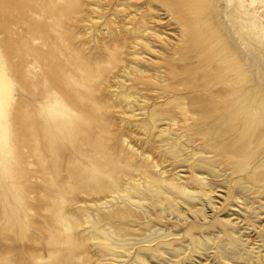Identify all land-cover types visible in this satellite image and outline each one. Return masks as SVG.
Instances as JSON below:
<instances>
[{
	"label": "bare ground",
	"instance_id": "1",
	"mask_svg": "<svg viewBox=\"0 0 264 264\" xmlns=\"http://www.w3.org/2000/svg\"><path fill=\"white\" fill-rule=\"evenodd\" d=\"M109 1L89 0L88 3L87 0H48L49 9L41 8L38 28L48 25L47 22L41 24V20L47 18L51 21L47 26L48 33L38 34L39 42L38 45L35 44L37 48L34 49L36 46L28 44L37 55V59L33 60L32 64L36 72L40 74L47 72L49 75L48 78L37 82L36 97L39 107L44 108L49 104L52 108H56L62 99L54 93L60 92L66 96L65 104L68 103L73 109L79 108L71 72L64 65L68 54L64 46L70 45L74 40L69 39L64 28L67 26L66 21H72L78 15H82L86 6L88 8L91 6L90 16L86 21L91 26L100 23L109 11L107 6L101 3L106 4ZM27 3L28 0H16L18 9H26ZM29 5L35 6L30 3ZM38 6L40 8L42 5ZM114 6L116 14L113 13L112 20L122 18L126 26L124 32L141 36L142 39L135 41L136 46L143 45L151 53L158 52L154 42L170 44L174 42L171 37L162 35L157 26L167 17L175 15L181 26L175 33L178 36L176 44L185 49L175 56L181 58L182 54H186L181 62L191 63V68L187 67L185 73L195 74L196 77L211 76L214 81L212 85H220L217 89L209 86L205 89L213 96L219 97L220 101L188 102L179 97L181 86L168 89L169 79L166 72L159 73L161 76L154 74L152 78L146 79L148 70L142 71L137 63L135 67L137 74L142 75L149 84L160 86L152 89V99L165 102L151 115L152 123L156 128L165 126L161 130L162 145L168 146L175 142V137L169 133L171 131L178 135V132L186 134L185 130H189L195 133L201 132L204 138L210 137L214 128L210 126L204 128L203 120L227 123V128L218 129V133L225 136L234 134L241 125L245 140L243 155L248 159L245 181L257 183L262 190L259 192H262L264 198V0H115ZM104 30L109 31L107 25ZM144 39H150L153 44ZM126 41L115 38L113 45L107 46L105 52L99 55L95 65H91L84 57H79L77 62H81L82 66L74 76H78L80 80L106 79L107 75L119 69V65L123 62L122 54ZM187 42L188 47H185L184 44ZM2 43L9 50L8 64L25 77L23 64L21 62L16 64L13 61L22 60L24 57L22 49L11 47L9 39L4 38ZM132 70L124 71L128 77L131 76L126 77L127 82L131 81L132 77H138ZM167 73L173 76L172 70ZM122 82V85H119L120 90L125 89V82ZM21 84L25 88V83L21 82ZM14 90L15 84L9 77L5 61L0 55V165L10 159L11 122L15 121L22 125L19 141H28L29 132L34 131V152L38 161L35 164L37 163L39 168L37 169L40 187L38 193L42 195L39 196L36 206L39 211L46 212L44 230L36 228L35 224L33 234L38 237L28 239L29 244L24 248V252L29 251L30 255L27 264H74L83 253L92 260L91 255L88 256L92 248L98 251L99 262L109 261V264L127 263L128 260H130L129 264H150L153 261L165 264L167 262V259H163L165 256L174 258L177 263L187 260L188 249L183 245L174 246V241L179 239V235L173 231L161 229L151 231L149 228V234L146 231L136 234L122 224L130 219L149 221L151 215L149 205L152 204L160 208V212L167 210L170 215H176L179 221H187L186 214L190 213L193 218L207 223L208 208L216 209L214 195L219 192L213 193V187L208 180L211 177L222 176L216 169V161L200 160L193 166L197 184H190V187L198 190L199 185H202L204 191L201 195L185 186L162 183L157 177H150L146 164L136 169L146 173L145 181L135 180L132 173L135 165L131 163L132 161H124L118 157L115 147L110 144L111 138L101 135L106 133L107 129L98 125L101 119L99 112L102 110L97 109L98 104L94 100L88 107L86 106L93 121L91 125L81 120L82 112V117L72 122L41 114L38 120L42 122L34 120L30 123L26 121L27 118L23 116L21 109L16 115L10 109ZM142 99H145V96L141 91H130L123 100L131 106L132 102L141 103ZM91 100L92 98L89 101ZM140 107L138 110L144 111V108ZM137 116L140 115H135ZM143 131L147 133L148 127L144 125ZM77 134L80 135L79 140L76 138ZM185 137L186 135H183V138ZM174 145L178 154L189 150L181 143ZM221 147L226 154L234 152L227 145ZM215 151L211 149L206 154H213ZM19 152L21 153V148L16 145L15 153L19 154ZM200 155L204 154L191 153V160H195ZM122 163H125V166L121 167ZM12 173L11 169L7 171L6 168L0 173V178L5 184H8L6 182L12 178ZM5 184H0L5 200L16 197L17 209L22 211L21 214L18 212L17 215H9L5 232H15L17 225L20 224V228L23 229L18 232L23 235L22 232H28L31 228L28 216H23L25 214L23 210L28 209V204L24 201L25 196L22 197L21 193L24 187L17 191L14 187L11 189ZM83 201L88 202L89 205L77 209L75 214L71 208ZM180 204L185 206V212L181 210ZM94 212L101 214L94 215ZM261 214L264 215V206ZM81 228L84 229L86 237H79ZM206 233L202 229L189 230L186 233L191 238L193 254L196 258L208 256L217 245L215 238L207 236ZM229 236L239 239L235 230L230 231ZM47 238L49 241L42 244ZM160 241L165 242V245L153 251L151 247ZM141 247H146V252L133 261L131 259L133 253ZM218 250L220 256L229 262L232 260L231 256H236L237 261L243 259L235 254L236 250H231L233 255L229 256L226 243H222ZM46 256L49 260L44 262ZM180 258L184 259L180 260ZM7 263L15 264L12 261Z\"/></svg>",
	"mask_w": 264,
	"mask_h": 264
},
{
	"label": "rangeland",
	"instance_id": "2",
	"mask_svg": "<svg viewBox=\"0 0 264 264\" xmlns=\"http://www.w3.org/2000/svg\"><path fill=\"white\" fill-rule=\"evenodd\" d=\"M114 1L115 0H110L106 4L103 2L101 3L107 6L109 11L98 24L91 26L86 21L90 16L89 10L91 6H89V8L87 6L84 7L82 15H78L72 21H66L67 26L64 30L68 33L69 39L72 38L74 40L70 45L64 46L62 44L68 53L64 65L66 69L71 72L70 76L75 84V95L79 105V108L73 109L68 103L65 104L67 101L66 96L60 92L54 93V95L57 97L60 96L62 99V102L58 103L56 108H52L49 104H46L45 107L42 108L37 104V82L46 77L48 78L49 75L47 72L41 74L36 72L35 66L33 67L32 64L33 60L37 59V55L34 53L35 51L31 50L28 44L33 46L38 45V34L42 33L43 35H47L48 33L49 27L47 26L51 21L47 18L41 20V24L48 23V25H44L41 29L40 27L38 28L40 24V10L49 9L48 0L44 2L40 0H28L30 4L35 6L30 7L29 3H27L29 7L27 6L26 9H18L16 0H0V55L5 61L9 77L15 84L12 97V108H10L12 113L16 115V112L21 109L23 116L27 118L26 121L30 123L34 120L36 122H42L38 120L41 114L72 122L76 118H81V114L83 113V118L81 120L91 125L93 121L87 111V107L93 103L92 101L94 100V102L98 104L96 106L97 109L101 108L102 110L99 112V117L101 119L98 121V125L107 129L106 133H101V135L111 138L112 141L110 144L115 147V153L118 157L124 161H132L131 163L135 165L132 172L135 180L140 179L141 181H145L146 173L136 169L146 164L148 167L147 173L150 177H157L162 183L167 182L174 185L185 186L187 189L201 195L204 191L202 185H199L198 190L190 187V184H197L193 166L200 160L216 161V169L222 176H219L220 178L211 177V179L208 180L213 187V193L215 194L216 191L219 192L214 195L216 199V209L208 208L207 214L209 218L207 223H204L200 219L193 218L190 213L186 214L188 217L187 221H179L176 215H170L167 210L166 212H160L161 209L152 204L149 205V210L151 212L149 221L148 219H136L135 221L134 219H130L124 221L122 225H126L128 230H133L136 234H140L141 231H146L149 234V228H151V231L161 229L163 231L170 230L178 234L179 239L174 241V246L183 245L188 249L187 260L183 263H177V260L174 258L171 259L170 256H165L163 257V259H167L165 264H264V215L261 214L262 206H264V198L261 194L262 192H259L262 190H260L257 183L245 181V177H247L246 162L248 159L243 155L242 148L245 144V140L241 131L242 126L239 125L238 130L234 134L225 136L218 133V129L227 128V123L222 124L217 121L203 120L202 126H204V128H208L209 126L214 128L210 137L204 138L201 132L195 133L189 130H185L184 133L186 134L178 132V135L171 131L169 133L171 136L175 137V142L168 146H164L161 143V130H163L165 126L161 125L156 128L151 120L153 111L158 109L161 104L165 103L164 101H154V99H152V89L160 86L153 85L152 83L149 84L146 79L152 78L154 74L161 76L159 73L166 72L169 79L168 89L181 86L182 90L179 92V97L188 102L211 103L220 101L219 97H215L212 93L205 90L208 86L217 89L220 85H212L214 81H212L211 76L196 77L195 74L185 73L187 67L191 68V63L184 62L183 64L181 62V59L185 57L186 54H182L181 58H176L175 56V54H181V51H185L183 46L178 47L176 44L178 36L177 34L175 35V33L178 32V28L181 26L175 15L167 17L164 19L163 23L157 26L162 35L171 37L174 42L172 44L154 42V45H157L156 50L158 52L151 53L143 47V45L136 46L135 41L142 39L141 36L124 32L126 26L122 18H118L116 21L112 20L113 13L116 14ZM87 2L89 3V0H87ZM40 4L43 7L40 6L39 8L38 5ZM105 25L108 26V32L104 30ZM4 38L9 39L11 47L21 48L22 52H24V57L22 60L20 59L21 61H13L16 64H19V62L23 64L26 73L25 77H22L16 72L14 67L8 64L7 56L9 50L4 47L2 43L4 42ZM115 38L123 39V42L124 39L127 40L126 46L123 48V62L119 65V69L109 73L104 80L91 81L89 78L80 80L78 76H74L77 74V71H80L82 66L81 62H77L79 57H84L91 65H95L99 60V55L105 52L107 46L113 45ZM145 40H147V42L151 41L150 39H144V41ZM151 44H153V41H151ZM184 46L188 47V42L185 43ZM35 48H37V46L34 47V49ZM189 60H191V58H189ZM137 63L142 71L143 69L148 70V75L145 77L146 79L142 77V75L137 74L135 69ZM126 69L127 71L133 69L132 71H135L138 77H132L130 78L131 81L127 82L126 77H128V74L124 73ZM156 70L159 72H156ZM171 70L173 76L167 73V71L170 72ZM122 81L125 82L124 90L119 89V85L123 83ZM21 82L25 83V88H23ZM130 91H141L145 99L140 100L141 103L132 102L130 106L127 101L123 100ZM87 95L90 98H88ZM91 98L92 100L89 101ZM56 102L57 100L55 103ZM140 106L144 108V111L138 110L141 108ZM84 110H86V112H84ZM135 115L140 116L135 117ZM144 125L148 127L147 133L143 131ZM21 128V124L15 121L11 122L12 147L10 150V159L0 165V173H3L4 168H6L7 171L11 169V171H13L12 178H14L13 180L10 178V181L6 182L11 185L5 184V181L0 178V184L4 183L10 186L11 189L14 187L17 191H20V189L24 187L21 193L23 195L22 197L25 196L24 201L25 204H28V209L23 210V213H25L23 216H28V222L29 224L31 223L30 227L33 229L30 228L28 232H22V235L21 233L19 234L22 227L20 228V224H18L15 232H5L8 227L7 219L9 215H17L18 212L21 214L22 211L17 209L18 199H16V197H11L5 200L2 188L0 187V264H8L7 261H12L15 264H27L30 255L28 253L29 251H26L27 253L24 252V248L29 244L28 239L36 236V234H33L35 224L36 228L44 230L46 221V212L44 210L39 211L36 206L39 201V196L41 197L42 195L40 192L38 193L40 187L39 172L37 171V169H39L37 168L38 161L34 152L35 134H33L34 131H30V129L28 134L30 137H27L28 141H19L18 138H20ZM99 130L100 129H98V131ZM183 135H186V137L183 138ZM76 138L79 140L80 135L77 134ZM175 143L186 145L189 150L178 154L174 149ZM16 145L21 148L22 154L20 152L19 154L15 153ZM29 145L33 149H29ZM222 145H227L234 152L232 154H226L221 147ZM211 149H215V153L206 154V152L209 150L211 151ZM197 152L204 155H200V157H197L195 160H191V153L196 154ZM69 153L73 154L72 151H69ZM149 156L150 159H148ZM187 160L188 162H186ZM35 162L37 163L35 164ZM124 164L125 163H122L121 167L125 166ZM88 205V202L83 201L74 205L71 209L77 214V209H82ZM18 207L20 206L18 205ZM180 207L183 212L186 211L185 206L180 204ZM97 213L98 212H94V215ZM35 219L38 220L36 221ZM30 220L35 221L30 222ZM195 229H202L207 232V236L209 235L215 238L217 245L213 247L208 256L196 258L193 254L194 250L191 238L187 236L186 233L189 230ZM232 230L237 232V236L241 241L239 239L236 240L235 237L229 236ZM84 233V229L81 228L79 230V237H86ZM36 237H38V235ZM48 241V238L44 239L42 244ZM222 243H226L227 254L229 256L233 255L231 254V250H236L235 254L240 255L243 259L237 261L238 259L236 256H231L232 260L229 262L222 258L218 250V247L221 246ZM163 245H165V242L160 241V243H156L151 248L154 251ZM145 249L146 247L138 248L133 253L131 259L134 261L140 254L146 252ZM149 249L150 248H148V250ZM90 255L92 260H89L85 253L80 254V257L75 260L74 264H97L100 261L98 251L94 248L90 249L88 256ZM181 259L182 258H180V260ZM48 260L49 258L46 256L43 261L47 262ZM129 262L130 260H128L127 263L121 264H129ZM109 263V261L99 262V264ZM150 264L164 263H155L153 261Z\"/></svg>",
	"mask_w": 264,
	"mask_h": 264
}]
</instances>
